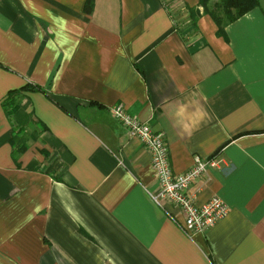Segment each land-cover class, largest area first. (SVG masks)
<instances>
[{
    "label": "crops",
    "instance_id": "0c3cea01",
    "mask_svg": "<svg viewBox=\"0 0 264 264\" xmlns=\"http://www.w3.org/2000/svg\"><path fill=\"white\" fill-rule=\"evenodd\" d=\"M86 1L0 0V264H264V0L220 30L200 0ZM114 105L173 173L217 161L188 187L228 208L207 232L151 198Z\"/></svg>",
    "mask_w": 264,
    "mask_h": 264
},
{
    "label": "built area",
    "instance_id": "2783aa9c",
    "mask_svg": "<svg viewBox=\"0 0 264 264\" xmlns=\"http://www.w3.org/2000/svg\"><path fill=\"white\" fill-rule=\"evenodd\" d=\"M110 109L115 122L122 124L128 135L137 138L149 152L152 172L158 185V193L151 198L161 207L170 204L180 211L181 218L172 214V219L185 236L192 237L207 232L226 215L228 208L218 196L197 205L196 193L188 191L193 182L205 175L207 167L217 165L213 157L203 161L195 156L193 165L188 170L173 173L170 171L168 148L162 134L154 131L147 122L128 114L121 105H114Z\"/></svg>",
    "mask_w": 264,
    "mask_h": 264
},
{
    "label": "trees",
    "instance_id": "16d2710c",
    "mask_svg": "<svg viewBox=\"0 0 264 264\" xmlns=\"http://www.w3.org/2000/svg\"><path fill=\"white\" fill-rule=\"evenodd\" d=\"M91 0H87L85 4V9L89 11ZM198 6L202 8L200 11ZM198 6L188 8L189 16L191 20L195 21L200 15L208 14L214 20L218 29L224 28L229 23L233 22L240 16H242L246 11H249L256 6H258V0H219L218 2L211 3L209 0H200ZM21 89H27L31 91H41V87L33 84L26 83ZM17 90H12L9 92V95L4 99V106L8 107L9 99L13 93ZM13 106V105H12ZM11 106V107H12Z\"/></svg>",
    "mask_w": 264,
    "mask_h": 264
}]
</instances>
